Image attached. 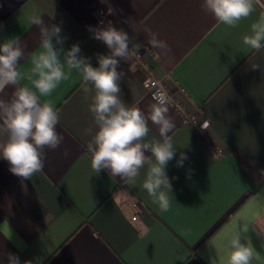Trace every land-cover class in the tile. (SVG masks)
Instances as JSON below:
<instances>
[{
  "label": "crops",
  "instance_id": "0c3cea01",
  "mask_svg": "<svg viewBox=\"0 0 264 264\" xmlns=\"http://www.w3.org/2000/svg\"><path fill=\"white\" fill-rule=\"evenodd\" d=\"M201 3L0 0V44L19 37L26 45L22 72L30 70L32 55L42 51L39 30L29 21L32 14L42 16L46 25H58L63 48L79 44L94 67L97 55L110 50L93 38L90 28L110 21L128 32L141 58L121 61L119 70L126 73L121 98L147 117L155 101L143 80H163L175 100L168 104L175 124L169 135L178 145L166 168L173 196L166 213L142 188L147 166L134 187L107 170L94 174L86 150L91 136L85 130L94 133L96 126L82 78L73 71L41 98L61 110L57 130L64 137L58 149L47 150L44 169L23 180L0 158V264H8L9 253L21 264H210L215 252L207 241L227 226L249 195L264 189V51L242 43L264 10L253 0L252 14L229 28L204 12ZM146 29L168 49L152 48ZM254 64L260 69H252ZM22 84L32 87L27 78ZM11 91L6 89L9 95ZM191 115L194 124L186 120ZM149 128L148 139H160L150 120ZM209 143L222 154L214 155ZM181 152L188 159L177 167ZM257 227L264 230V222ZM249 235L256 250L264 252V239Z\"/></svg>",
  "mask_w": 264,
  "mask_h": 264
},
{
  "label": "clouds",
  "instance_id": "9594fccd",
  "mask_svg": "<svg viewBox=\"0 0 264 264\" xmlns=\"http://www.w3.org/2000/svg\"><path fill=\"white\" fill-rule=\"evenodd\" d=\"M201 8L229 28L237 27L254 11L253 0H202ZM29 21L39 30L42 48L32 55L30 70H19L26 55V45L19 37L0 44V136H6L0 141V158L8 161L9 171L23 180H31L44 169L47 150L54 151L63 144L64 137L57 130L61 110L41 98L50 96L76 71L82 78L85 99H90L89 112L96 126L94 133L92 129L85 130L91 136L86 150L93 173L107 170L111 176L120 177L125 185L134 187L141 169L147 166L142 188L161 212H168L173 196L166 168L176 157L178 146L169 135L175 128L168 114L169 98L163 90H157L147 117L139 107L126 104L121 98L120 82L126 73L119 70L120 63L136 55L139 46L132 43L128 32L117 29L110 21L106 27L90 28L93 38L110 50L107 55H97L98 67H94L89 58L81 55L79 44L67 50L63 48L64 37L58 25H46L43 17L36 14L29 16ZM145 31L152 48L168 49L157 33L151 29ZM242 43L255 52L264 51V16L251 24L250 33L242 37ZM251 68L260 69V66L254 64ZM25 78L32 87L22 84ZM9 87L10 95L6 92ZM149 120L158 127L160 139H148ZM201 129H207V124H201ZM187 159L181 152L176 166L183 167ZM261 222H264V189L249 195L227 226L207 241V246L215 252L210 264H264V252L256 250L249 235L252 232L264 239V230L257 227ZM8 264L21 262L9 253Z\"/></svg>",
  "mask_w": 264,
  "mask_h": 264
},
{
  "label": "built area",
  "instance_id": "2783aa9c",
  "mask_svg": "<svg viewBox=\"0 0 264 264\" xmlns=\"http://www.w3.org/2000/svg\"><path fill=\"white\" fill-rule=\"evenodd\" d=\"M260 6L261 8L264 10V0H255ZM101 21L104 22L103 19H101ZM100 21V22H101ZM134 59H140L141 58V53L137 52L136 55L132 56ZM143 85H144V88L145 90L147 91V93L153 98V95L154 93L157 91V90H163L168 98H169V101H172V102H175V100L170 96L169 92H168V89H167V85L164 83L163 80L157 78V77H154V76H149V77H146L144 80H143ZM187 122L191 123V124H194L195 123V117L194 116H189L186 118ZM209 146L211 147L212 151H213V154L216 155V156H220L222 154V150L216 146H214L213 144L209 143ZM137 216H133V219H136Z\"/></svg>",
  "mask_w": 264,
  "mask_h": 264
}]
</instances>
